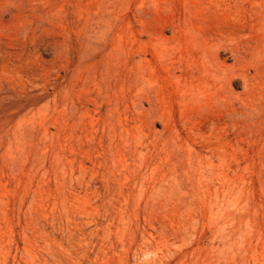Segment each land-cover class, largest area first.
<instances>
[{
    "label": "rangeland",
    "instance_id": "rangeland-1",
    "mask_svg": "<svg viewBox=\"0 0 264 264\" xmlns=\"http://www.w3.org/2000/svg\"><path fill=\"white\" fill-rule=\"evenodd\" d=\"M0 264H264V0H0Z\"/></svg>",
    "mask_w": 264,
    "mask_h": 264
},
{
    "label": "bare ground",
    "instance_id": "bare-ground-1",
    "mask_svg": "<svg viewBox=\"0 0 264 264\" xmlns=\"http://www.w3.org/2000/svg\"><path fill=\"white\" fill-rule=\"evenodd\" d=\"M197 85V84H196ZM220 87V86H219ZM198 88V87H197ZM203 91H205V90H203Z\"/></svg>",
    "mask_w": 264,
    "mask_h": 264
}]
</instances>
